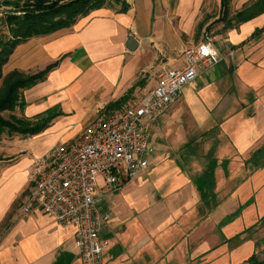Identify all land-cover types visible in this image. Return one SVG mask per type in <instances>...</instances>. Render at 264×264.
Segmentation results:
<instances>
[{
	"label": "crops",
	"instance_id": "0c3cea01",
	"mask_svg": "<svg viewBox=\"0 0 264 264\" xmlns=\"http://www.w3.org/2000/svg\"><path fill=\"white\" fill-rule=\"evenodd\" d=\"M253 1L230 0L231 14ZM126 2L123 13L111 2L69 27L27 39L3 65V74L36 72L59 60L22 92L19 116L52 115L50 124L21 134L28 140L21 150L5 151L0 160L14 171L13 178L2 177L4 167L0 172V264H80L72 226L38 210L22 211L35 155L50 156L58 144L78 141L91 124L85 117L99 108L107 115L131 105L164 69L182 67L183 50L206 33L195 37L201 0ZM213 39L223 57L185 85L152 125L155 151L147 168L123 179L118 190L97 179L93 196L110 215L100 231L102 264L264 258V12ZM130 88L124 104L105 108Z\"/></svg>",
	"mask_w": 264,
	"mask_h": 264
},
{
	"label": "built area",
	"instance_id": "2783aa9c",
	"mask_svg": "<svg viewBox=\"0 0 264 264\" xmlns=\"http://www.w3.org/2000/svg\"><path fill=\"white\" fill-rule=\"evenodd\" d=\"M184 65L166 68L156 85L131 105L111 111L87 125L76 142L58 144L47 158H35L28 173L29 189L23 212L38 210L62 226L74 228V247L80 264H102L105 242L100 240L109 213L93 193L103 176L112 190L148 166L155 147L152 125L166 112L185 85L193 82L223 56L209 33L183 50ZM226 56L232 57L229 49ZM124 175V176H122Z\"/></svg>",
	"mask_w": 264,
	"mask_h": 264
},
{
	"label": "trees",
	"instance_id": "16d2710c",
	"mask_svg": "<svg viewBox=\"0 0 264 264\" xmlns=\"http://www.w3.org/2000/svg\"><path fill=\"white\" fill-rule=\"evenodd\" d=\"M230 0H219V15L217 23L223 28L246 21L264 12V0H255L243 9L231 14ZM118 4L117 12L123 13L128 9L126 0H3L2 5L9 9L4 11L3 23L7 27L5 34H0V133L5 130L10 134L34 135L46 128L52 115L40 114L31 119L16 115L9 118L2 116L3 111H14L16 107L22 112L25 102L22 97L24 89L43 81L48 72L54 69L59 60L45 66L36 72H25L14 69L3 74L2 67L7 62L14 48L35 36L49 34L60 28L73 25L80 17L90 11L104 7L108 3ZM132 88L119 99L110 102L106 109L119 108L127 99ZM248 264H264L263 259L251 256Z\"/></svg>",
	"mask_w": 264,
	"mask_h": 264
},
{
	"label": "rangeland",
	"instance_id": "374dc122",
	"mask_svg": "<svg viewBox=\"0 0 264 264\" xmlns=\"http://www.w3.org/2000/svg\"><path fill=\"white\" fill-rule=\"evenodd\" d=\"M2 1L3 0H0V34H5L7 32V27L3 23L2 16L4 14V11L8 10L9 8L2 5ZM197 12H198V16H197V22L195 23V37L200 36L201 32L205 31L209 33L210 36L213 38L214 36L219 35L222 32H224V30H226L225 28L222 27L223 26L222 23H217L215 21L219 15V0H201L200 6ZM3 71L4 70L2 67V72ZM152 80L153 78L151 79V82ZM81 93L82 91L80 89L77 90L75 94L76 97H79ZM101 110L102 109L99 108V111L97 112V114L91 113L92 115L85 117L84 124L86 125L87 123H90V122L93 123L94 121H96L97 117L99 118V117L105 116L104 113H101ZM12 114L19 116L20 114L19 108L16 107L15 110L12 112L11 111L2 112V116L4 118H9V116ZM22 138L24 137L21 136V134H17V133L10 134L6 130L0 133V160L3 159V155L5 151L11 154H14L20 151L21 145H23L24 142L28 141L27 139H22ZM47 154L45 157H42V154H36L35 156L38 158H47L49 156V153ZM3 167H4L3 165H0L1 174H2ZM17 167H19V165ZM4 169H5L4 176L2 177L3 178H13L14 171L10 169V167H7V166H5Z\"/></svg>",
	"mask_w": 264,
	"mask_h": 264
},
{
	"label": "water",
	"instance_id": "95a60500",
	"mask_svg": "<svg viewBox=\"0 0 264 264\" xmlns=\"http://www.w3.org/2000/svg\"><path fill=\"white\" fill-rule=\"evenodd\" d=\"M135 45H136V41L134 40V38L132 36H130L126 42V47L132 51L135 49Z\"/></svg>",
	"mask_w": 264,
	"mask_h": 264
}]
</instances>
